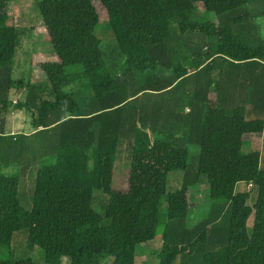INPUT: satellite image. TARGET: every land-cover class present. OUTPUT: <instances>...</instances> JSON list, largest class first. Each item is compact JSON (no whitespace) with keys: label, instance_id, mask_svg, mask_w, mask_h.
<instances>
[{"label":"trees","instance_id":"obj_1","mask_svg":"<svg viewBox=\"0 0 264 264\" xmlns=\"http://www.w3.org/2000/svg\"><path fill=\"white\" fill-rule=\"evenodd\" d=\"M13 1L0 0V250L8 256L25 230L46 264H136L162 227L158 264H264V159L243 151L246 123L264 121V0H209L211 13L180 22L169 0H40L55 60L23 66ZM96 1L110 28L106 51ZM33 66L42 82L29 79ZM20 90L25 99H12ZM11 110L30 115L33 132L8 133ZM139 131L169 138V149L133 143ZM124 143L133 147L121 192L113 176ZM50 168L51 187L37 189ZM172 173L180 187L169 186ZM241 183L256 190L253 206ZM202 185L208 209L193 223L191 193ZM96 191L107 197L101 211Z\"/></svg>","mask_w":264,"mask_h":264},{"label":"rangeland","instance_id":"obj_2","mask_svg":"<svg viewBox=\"0 0 264 264\" xmlns=\"http://www.w3.org/2000/svg\"><path fill=\"white\" fill-rule=\"evenodd\" d=\"M40 0H15L9 4V23L17 28L23 29L25 35L22 36V43L17 47L16 59L18 58L19 65L24 64L29 65L30 60L33 63L45 62L55 60V55L52 51L50 38L48 32L43 24L42 18L40 17L37 9V3ZM173 8V19L172 22H180L194 20L197 21L199 18L205 14V12H210L212 10L209 0H193L191 2H182L179 0H169ZM95 8L100 17V24L97 29V34L105 38L104 43H102V48L105 49L111 46L112 42L107 39L106 36L110 32L109 25H107V14L103 8L100 1L94 3ZM213 19V15L209 16V20ZM114 40V39H113ZM19 55V57H18ZM24 69V68H23ZM21 70V72L23 71ZM19 72V76L22 73ZM29 79L31 81H43L44 77L40 70L33 66L31 67ZM25 90L13 91L12 99H25ZM14 110H11L12 112ZM8 113V126L6 127L8 131L31 133L33 127L31 126V116L21 111H14V113ZM12 127V128H11ZM140 143L155 150H168L170 139L157 134H152L148 132H138L133 143ZM133 143L122 144L118 153V157L115 162L114 176H113V189L121 192H126L128 190V177L129 170L131 166V154ZM243 151L245 153L259 152L264 159V121H249L245 125V144ZM199 148L195 146H190V156L195 157L199 155ZM47 162V163H46ZM45 165H53V159L47 160ZM44 167V166H43ZM42 171L37 177V189L49 188L52 185V180L54 176V170ZM182 183L181 173H172L169 176V186L170 187H180ZM175 187V188H177ZM25 189V188H24ZM26 189H29V185H26ZM237 192H249L250 199L248 204L253 206L257 192L252 188L251 184L241 183L237 186ZM207 191V186H197L194 187L191 193V203L192 209L190 214V221L193 223L198 222L205 215L208 209L207 197L204 192ZM23 190L20 185L19 189V200L23 208L30 212L33 208V199L29 192L25 191L23 196ZM107 202V197L101 192H95V202L94 208L97 211H101V206L103 203ZM166 205L161 208L162 218H165ZM254 218L251 217L248 225L252 226ZM162 232L163 228L160 227L158 230V237L155 241L150 244L140 246V250L145 252V256L149 255L148 259L142 257H137L136 264H158V253L163 247L162 242ZM28 232L22 230L16 232L13 235L12 248L10 254L8 255L12 260H20L22 258L30 257L34 260L36 264H46L44 260L43 251L36 247L31 248L27 243ZM7 252L0 250V262L5 260L7 257ZM64 264H68V260H65ZM112 264L113 258H107L106 262ZM104 262L103 264H108Z\"/></svg>","mask_w":264,"mask_h":264},{"label":"crops","instance_id":"obj_3","mask_svg":"<svg viewBox=\"0 0 264 264\" xmlns=\"http://www.w3.org/2000/svg\"><path fill=\"white\" fill-rule=\"evenodd\" d=\"M10 113H14V111H12V112H10ZM8 122H9V119H8V116H7V123H6V127L8 126ZM12 128V127H11ZM6 131L8 132V133H13V132H10V131H8L7 130V128H6ZM33 132V131H32Z\"/></svg>","mask_w":264,"mask_h":264}]
</instances>
